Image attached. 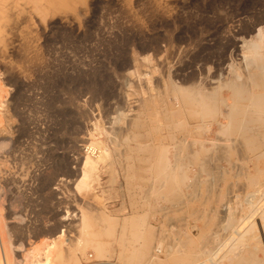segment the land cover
<instances>
[{"label": "rangeland", "instance_id": "1", "mask_svg": "<svg viewBox=\"0 0 264 264\" xmlns=\"http://www.w3.org/2000/svg\"><path fill=\"white\" fill-rule=\"evenodd\" d=\"M0 1V212L12 264L52 240L65 264H129L130 251L142 253L132 264L184 255L193 257L182 264H194L227 244L222 205L239 213L245 184L229 163L241 162L212 150L205 172L172 158L188 179L165 181V153L173 156L182 133L166 127L164 110L176 107L173 84L209 90L244 70L246 45L264 32V0ZM90 133L102 142L93 154L107 155L98 180L79 189ZM86 232L98 235L81 250ZM260 241L236 249L264 264Z\"/></svg>", "mask_w": 264, "mask_h": 264}, {"label": "bare ground", "instance_id": "2", "mask_svg": "<svg viewBox=\"0 0 264 264\" xmlns=\"http://www.w3.org/2000/svg\"><path fill=\"white\" fill-rule=\"evenodd\" d=\"M46 1L49 2V0ZM3 6L2 1H0V13ZM3 23L1 20L0 61L5 59L4 52L2 54L1 49L6 36V29ZM257 35L259 42L247 44L245 51L242 53L244 61L243 71L232 69L231 78L224 82H217L209 90L202 87L187 88L173 84L172 102L176 107L171 112L168 109L164 110L166 127L170 130L178 127L182 133V139L179 142V147L181 148H175L176 150L172 157L165 153V181H172V183L175 182V184L180 185L185 184L188 179L186 175L181 174L179 176V168L178 173L177 171L174 172L171 164L172 158L177 160L180 166L193 163L198 165L199 168L203 167L204 171L207 172L205 166L212 150H218L220 154L223 153L221 157L227 154L226 161H231L230 157L235 155V159L241 164L228 163L231 169L234 166H238L240 175L245 179L242 189L244 198L240 201L241 211L236 214L232 206L229 205L230 201L222 205V207L225 205L224 209L225 211L227 210L224 214V227L230 228V233L227 235V244L219 242V246L207 247L208 249L203 251L204 258L202 257V260L194 264H255L259 259L258 257L243 258L242 251L238 252L236 248H241V245L246 244L248 240L250 242L254 237L260 238V245L264 246V32L262 28L258 30ZM3 93L4 89L0 84V109L5 106V95ZM2 117V112H0V123L2 122ZM169 138L173 139V136L169 135ZM90 139L91 141L87 145V150L89 151L83 159V167L77 183V188L79 189L89 188L93 174L95 175L98 172L99 161L103 156L105 158L107 155V152L104 155L103 150V154L99 152L94 155V150L99 149L100 151L101 141L99 142L98 140L100 139L97 140L93 133H90ZM208 145H211L212 148H208ZM185 150H188L187 153L184 152ZM181 159H185L184 162ZM94 180H98V175ZM240 195L241 193H237L236 197H240ZM189 201L190 199H186L184 202L188 204ZM220 202L221 200L218 201V203ZM237 206L239 207V205ZM84 219L82 218L81 221L86 226L87 222ZM106 223L108 224V222ZM124 223L126 222L124 221ZM131 223L129 224L131 225ZM109 224L107 225L108 227ZM4 226L0 212V264H12L13 251L9 239L6 237ZM109 229L107 230L109 231ZM110 234V232L106 233L107 236ZM97 235L96 233L86 232L85 237L79 238L78 245L81 250L90 245L88 242L95 239ZM192 241L194 240L190 242L192 243ZM59 243V240H52L43 247L35 248L25 255L22 264H65L61 257L63 255L61 248H59ZM225 245H228V248L222 251L223 247H226ZM193 247L197 248V246ZM96 251L98 255L106 253L105 242L99 243ZM221 251L222 253L220 254ZM141 255L142 253L139 251H130L126 254V257L129 264H132L142 257ZM189 256L193 257L192 255ZM189 256L184 255L176 258L177 264H182L184 260H189L191 258ZM38 257L43 258V262H39L36 259ZM122 257L124 258L125 256L122 255Z\"/></svg>", "mask_w": 264, "mask_h": 264}, {"label": "built area", "instance_id": "3", "mask_svg": "<svg viewBox=\"0 0 264 264\" xmlns=\"http://www.w3.org/2000/svg\"><path fill=\"white\" fill-rule=\"evenodd\" d=\"M157 252V254L160 252V251H156Z\"/></svg>", "mask_w": 264, "mask_h": 264}]
</instances>
